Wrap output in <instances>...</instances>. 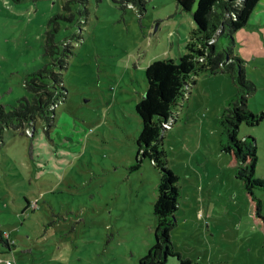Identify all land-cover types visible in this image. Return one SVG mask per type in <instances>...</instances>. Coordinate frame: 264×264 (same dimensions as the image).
I'll list each match as a JSON object with an SVG mask.
<instances>
[{
    "label": "rangeland",
    "instance_id": "374dc122",
    "mask_svg": "<svg viewBox=\"0 0 264 264\" xmlns=\"http://www.w3.org/2000/svg\"><path fill=\"white\" fill-rule=\"evenodd\" d=\"M52 20L51 24L50 21ZM56 27L55 53L45 55ZM195 23L175 0H0V104L31 98L27 75L55 63L61 91L52 126L4 129L0 147V264H139L154 244L159 171L137 158L136 104L146 67L175 59ZM219 45L244 61L264 110V0L248 24ZM159 149L178 175L179 207L170 239L191 264H264V232L235 167L221 150L219 118L236 93L229 75L200 73ZM33 135L32 137H29ZM255 139V176L264 178V120L240 125ZM262 201L264 190H255ZM165 264H180L174 257Z\"/></svg>",
    "mask_w": 264,
    "mask_h": 264
},
{
    "label": "trees",
    "instance_id": "16d2710c",
    "mask_svg": "<svg viewBox=\"0 0 264 264\" xmlns=\"http://www.w3.org/2000/svg\"><path fill=\"white\" fill-rule=\"evenodd\" d=\"M18 2L19 0H12ZM136 2L141 9L143 0ZM182 11L190 12L195 0H175ZM260 0H199L197 10L192 14L195 28L185 44L186 52L175 59H161L150 63L145 69L146 90L136 104V112L141 119V132L137 137V158L131 170H137L143 159L147 158L160 173L157 187L158 195L153 206L157 226L154 232V244L139 260V264H165L167 258H177L180 264H191L176 251L170 239L174 228V215L179 207V177L167 166L164 152L159 149L166 125L173 126L177 112L183 107L186 93L194 79L200 73L229 75L236 87V93L227 101L219 118L222 128L221 150L229 157V165L235 167V177L242 183L245 196L253 212V218L264 232L263 203L255 195V190H264V178L255 176L258 161L257 146L254 138H238L240 125L255 127L264 120V110L253 113L247 107V99L256 88L245 76L244 61L234 56L230 46H220L222 37L233 42V35L245 27ZM52 20L50 21L51 24ZM54 27L46 32L44 42L45 55L55 53ZM55 63H49L25 79L31 98H23L16 106L6 109L0 104V147L3 145L4 129L25 134L30 127L34 132L35 121L40 120L46 126H52L54 108L61 91L59 74L54 72ZM26 135V134H25ZM33 135L29 136L32 137ZM0 243L6 248L14 245L0 232Z\"/></svg>",
    "mask_w": 264,
    "mask_h": 264
},
{
    "label": "water",
    "instance_id": "95a60500",
    "mask_svg": "<svg viewBox=\"0 0 264 264\" xmlns=\"http://www.w3.org/2000/svg\"><path fill=\"white\" fill-rule=\"evenodd\" d=\"M198 6H199V0H195L190 12L193 14L197 10Z\"/></svg>",
    "mask_w": 264,
    "mask_h": 264
},
{
    "label": "built area",
    "instance_id": "2783aa9c",
    "mask_svg": "<svg viewBox=\"0 0 264 264\" xmlns=\"http://www.w3.org/2000/svg\"><path fill=\"white\" fill-rule=\"evenodd\" d=\"M165 127L168 129L169 125H166ZM6 263H7V264H11L10 261H7Z\"/></svg>",
    "mask_w": 264,
    "mask_h": 264
}]
</instances>
